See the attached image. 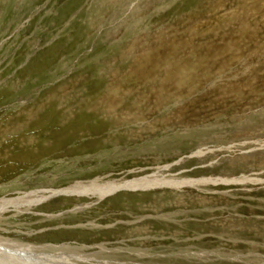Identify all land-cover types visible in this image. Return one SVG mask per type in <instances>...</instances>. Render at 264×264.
<instances>
[{
    "label": "rangeland",
    "instance_id": "374dc122",
    "mask_svg": "<svg viewBox=\"0 0 264 264\" xmlns=\"http://www.w3.org/2000/svg\"><path fill=\"white\" fill-rule=\"evenodd\" d=\"M262 149L264 0H0V197L178 161L159 176L206 182L57 195L0 234L87 264H264Z\"/></svg>",
    "mask_w": 264,
    "mask_h": 264
},
{
    "label": "bare ground",
    "instance_id": "6f19581e",
    "mask_svg": "<svg viewBox=\"0 0 264 264\" xmlns=\"http://www.w3.org/2000/svg\"><path fill=\"white\" fill-rule=\"evenodd\" d=\"M202 150L200 149L196 152L198 157L205 153ZM209 151L212 150L210 149ZM178 162L156 166L154 168L158 171L157 173L132 177L130 179L124 177L125 175L119 178H107L109 175H97L89 179L74 180L63 187H42V189L30 192L19 191L15 196H2L0 197V219L3 218L2 216L5 211L14 210L15 212H22L31 210L34 206L48 201L57 195L64 194L77 197L84 196L87 198L96 196L98 200H101L118 189H131L136 191L168 187L182 190L186 187L192 188L197 186L196 188H200L202 184L206 183L204 178L193 180L177 175L159 176L158 173L164 172L171 165ZM160 174L162 175V173ZM80 206L78 204L74 208H79ZM97 246L99 250L95 251L97 252L96 254L100 255L105 250H108L102 244H98ZM86 248L87 246L85 245H71L69 243L51 244L47 242L33 243L18 241L0 234V264H87L91 259V254L84 252Z\"/></svg>",
    "mask_w": 264,
    "mask_h": 264
}]
</instances>
